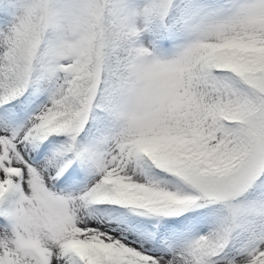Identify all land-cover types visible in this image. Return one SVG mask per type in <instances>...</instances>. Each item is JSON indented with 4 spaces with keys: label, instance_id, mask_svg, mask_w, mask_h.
Returning a JSON list of instances; mask_svg holds the SVG:
<instances>
[{
    "label": "snow or ice",
    "instance_id": "obj_1",
    "mask_svg": "<svg viewBox=\"0 0 264 264\" xmlns=\"http://www.w3.org/2000/svg\"><path fill=\"white\" fill-rule=\"evenodd\" d=\"M0 264H264V0H0Z\"/></svg>",
    "mask_w": 264,
    "mask_h": 264
}]
</instances>
